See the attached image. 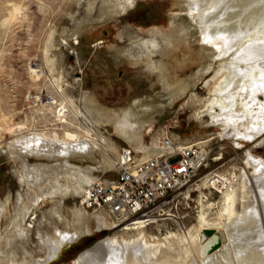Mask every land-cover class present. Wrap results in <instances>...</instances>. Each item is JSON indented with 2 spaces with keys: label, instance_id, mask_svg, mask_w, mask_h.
<instances>
[{
  "label": "bare ground",
  "instance_id": "obj_1",
  "mask_svg": "<svg viewBox=\"0 0 264 264\" xmlns=\"http://www.w3.org/2000/svg\"><path fill=\"white\" fill-rule=\"evenodd\" d=\"M178 1L185 18L176 12L167 28H150L149 38L140 41L138 53L133 54L137 61L147 58L146 64L157 71L166 95L110 108L95 94H85L83 109L73 100L52 95L44 102L37 94L38 109L50 111L57 126L21 133L10 129L14 134L7 143V153L21 162L18 174L22 188L14 202L11 193L0 202V264H50L82 236L108 226L103 212L92 213L80 205L65 203L67 197L81 195L87 185L100 179L96 168L110 172L127 161L123 150L128 147L105 133V123L112 124L131 145L137 164L165 151H176L183 144L165 140L148 144L146 135L153 132L157 115L163 114L168 105L187 95L197 100L201 83L210 87V93L196 112L198 117L203 120L209 116L229 129L227 135L232 134L237 144L256 137L254 147H264V0ZM95 2L92 0L90 6ZM133 3L102 0L103 7L112 13L126 10ZM21 9L22 5L15 4L9 19L17 17ZM195 35L203 41L202 49L186 54L183 48L190 49ZM156 51L165 58L153 60ZM205 51L212 57L207 63ZM196 61L200 66L190 74H177L178 69ZM49 69H54L52 64ZM211 71L212 77L206 78ZM31 72L35 79L45 75L40 65L31 67ZM59 91H63L62 86L56 89ZM0 113L6 120L1 106ZM201 152L208 150L203 147ZM31 155L39 161L31 163ZM245 164L239 171L228 168L203 178L199 185L200 212L188 228L179 219L184 229L170 230L162 237L149 232L140 220L125 228L134 230L132 235L114 232L83 249L67 264H264V156L250 147ZM232 166L236 168V162ZM203 186L216 187L222 196L218 201H204ZM46 200L56 202L48 215L38 218L37 210ZM43 220L47 227L36 231L42 253L29 258L25 241L32 240L36 223ZM20 242L24 256L20 254Z\"/></svg>",
  "mask_w": 264,
  "mask_h": 264
},
{
  "label": "rangeland",
  "instance_id": "obj_2",
  "mask_svg": "<svg viewBox=\"0 0 264 264\" xmlns=\"http://www.w3.org/2000/svg\"><path fill=\"white\" fill-rule=\"evenodd\" d=\"M91 1L0 0V106L6 113V120L1 119L0 113V202L8 193H11L14 202L22 188L18 174L21 162H16L7 153V143L14 134L10 129L21 133L33 128L57 126L55 116L50 111L38 109L39 101H35L37 94L43 96L44 102L52 95L59 99L73 100L76 106L83 109L85 94H95L102 104L110 108H123L141 99L157 100L166 95L157 71L146 64L147 58L144 56L145 58L137 61L133 54L140 49L137 44L149 38L150 28H167L174 18L171 16L176 12L183 14L181 16L185 18V10L181 9L180 2L134 0L126 10L112 13L109 8L103 7L102 0H96L94 6H90ZM15 4L22 5V9L17 17L9 19ZM193 37L189 43L191 50L183 48L186 54L202 49L203 41L197 40V35ZM56 53L62 57V62L58 60ZM208 53L205 51V63L212 59L211 56L208 57ZM151 58L160 61L165 57L161 51H156ZM50 64L54 67L52 71L49 69ZM36 65L45 70V75L39 79H35L31 72V67ZM199 66L197 61L189 63L183 69H178L177 74L186 76ZM213 74L212 71L209 72L206 78ZM60 86L63 91L56 92ZM209 88L200 83L197 86V100L189 99L187 95L173 106L168 105L163 114L157 115L153 132L146 135L148 144L162 143L164 140L176 145L201 142L210 157L208 166L188 186L190 191L174 204L173 211L177 216L146 225L149 232L162 237L170 230L188 228L196 222L201 208L199 185L206 175L228 168L239 171L240 167L247 165L245 162L250 147L255 154L264 156V147H254L256 137L242 139L241 144H237L232 134V137L227 135L229 129L226 130L209 116H205L203 120L198 117L196 112L209 96ZM103 130L117 139L123 147H131L116 133L112 124L105 123ZM217 157L220 159L215 160ZM29 160L31 163L39 161L32 155ZM75 161L80 164L79 158ZM233 162H236V168H233ZM95 172L100 179L112 180L118 176L119 171L116 169L104 172L98 167ZM204 188V201H218L222 196V192L210 187ZM79 196L80 194L71 195L65 199V203L80 205ZM41 201L42 199L39 202ZM55 202L44 201L37 210L38 218L44 213L48 215ZM102 214L107 217L108 226L82 236L50 264L71 263L83 249L114 232L128 234L127 236L134 233V230L125 229L131 225H115L109 214ZM179 219L183 220L186 227H180ZM46 227V220L37 222L32 231V240L25 241L29 258H32L31 254L41 255L42 250L36 242V231ZM19 249L24 256L22 242L19 243Z\"/></svg>",
  "mask_w": 264,
  "mask_h": 264
},
{
  "label": "built area",
  "instance_id": "obj_3",
  "mask_svg": "<svg viewBox=\"0 0 264 264\" xmlns=\"http://www.w3.org/2000/svg\"><path fill=\"white\" fill-rule=\"evenodd\" d=\"M202 147L201 142L185 143L176 151H165L138 164L134 150L125 148L127 161L118 169V176L87 185L79 196L80 206L92 213L106 212L115 225H133L140 220L147 225L176 217L174 204L208 166L209 153L201 154Z\"/></svg>",
  "mask_w": 264,
  "mask_h": 264
},
{
  "label": "water",
  "instance_id": "obj_4",
  "mask_svg": "<svg viewBox=\"0 0 264 264\" xmlns=\"http://www.w3.org/2000/svg\"><path fill=\"white\" fill-rule=\"evenodd\" d=\"M207 232H208V233H211L212 231H211V230H208Z\"/></svg>",
  "mask_w": 264,
  "mask_h": 264
}]
</instances>
